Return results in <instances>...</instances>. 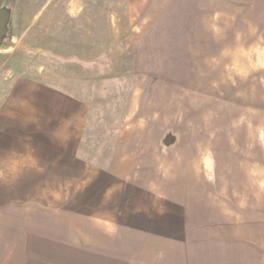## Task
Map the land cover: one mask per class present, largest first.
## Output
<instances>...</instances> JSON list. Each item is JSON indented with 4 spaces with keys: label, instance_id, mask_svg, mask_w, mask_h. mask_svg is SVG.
<instances>
[{
    "label": "crops",
    "instance_id": "1",
    "mask_svg": "<svg viewBox=\"0 0 264 264\" xmlns=\"http://www.w3.org/2000/svg\"><path fill=\"white\" fill-rule=\"evenodd\" d=\"M176 3L180 20H205ZM254 4L260 12L246 8L241 22L261 21L255 35H264V0L236 7ZM10 57L0 91L2 77H15L20 93L0 92V264H264V140L254 143L241 114L229 140L206 141L203 111L189 136L183 78L156 99L148 77L47 80L43 63L34 81ZM167 109L181 114L179 142ZM258 131L264 138V124Z\"/></svg>",
    "mask_w": 264,
    "mask_h": 264
},
{
    "label": "rangeland",
    "instance_id": "2",
    "mask_svg": "<svg viewBox=\"0 0 264 264\" xmlns=\"http://www.w3.org/2000/svg\"><path fill=\"white\" fill-rule=\"evenodd\" d=\"M30 1L34 4H26V0L2 2L0 11L8 23L1 38V62L13 56L34 81L43 63L50 71L45 74L47 80L74 79L79 84L85 78L130 77L132 81L148 77L156 82V92H150L156 99L164 98L161 94L170 93V87L175 89L176 81L183 78L189 81L188 119L190 131H194L190 137L197 125L202 126L199 115L203 111L210 114L204 120L209 130L204 134L206 141L229 140L228 126L231 120L238 121V114L243 126L253 125L254 143L264 140L258 131L264 124V35H255L261 21L241 22L244 14L248 16L245 9L251 7L259 13V4L240 6L244 10L241 16L236 7L239 0H187L190 11L197 9L206 16L198 26V21L180 20L185 10V4H175L180 0ZM219 9L220 20H214ZM214 28L220 29L221 36H213ZM184 49L189 50L188 60L181 55ZM218 49L219 58L209 52ZM3 79L1 94L20 93L15 77ZM171 79L173 84L168 85ZM171 110H164L168 115L162 119L177 129L168 135L179 142L182 117L179 111ZM156 114L160 112L152 110L151 118L155 120ZM256 147L252 149L254 157L260 156ZM93 215L99 218L101 213L94 210ZM66 262L80 264L78 260Z\"/></svg>",
    "mask_w": 264,
    "mask_h": 264
},
{
    "label": "flooded vegetation",
    "instance_id": "3",
    "mask_svg": "<svg viewBox=\"0 0 264 264\" xmlns=\"http://www.w3.org/2000/svg\"><path fill=\"white\" fill-rule=\"evenodd\" d=\"M3 20H5V22H4V26H2L1 29H0V40H1V38L3 37V35H4L5 31H6V25L8 23L6 15H4L2 13V11H0V24L3 22Z\"/></svg>",
    "mask_w": 264,
    "mask_h": 264
},
{
    "label": "water",
    "instance_id": "4",
    "mask_svg": "<svg viewBox=\"0 0 264 264\" xmlns=\"http://www.w3.org/2000/svg\"><path fill=\"white\" fill-rule=\"evenodd\" d=\"M2 2H3V0H0V8H1V5H2ZM4 22H5V20H3V22L0 24V29H1L2 26H4ZM0 44H1V40H0Z\"/></svg>",
    "mask_w": 264,
    "mask_h": 264
}]
</instances>
